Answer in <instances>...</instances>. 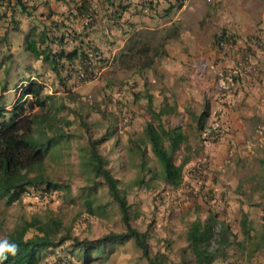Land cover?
<instances>
[{
  "label": "rangeland",
  "instance_id": "374dc122",
  "mask_svg": "<svg viewBox=\"0 0 264 264\" xmlns=\"http://www.w3.org/2000/svg\"><path fill=\"white\" fill-rule=\"evenodd\" d=\"M39 1L31 2L36 7L31 19L15 16L20 21L21 32H10L5 41L0 40V82L8 81V91L2 94L8 107L16 101L18 88L15 87L23 80L40 75L48 92L58 88L47 65L35 61L23 48V36L30 27L37 25L40 29V24L43 21L48 23L50 18L52 11L41 7ZM210 3L208 0H192L180 17L175 18L176 22L152 29H177L176 39L169 43L186 49L187 45L193 47L190 48L193 54L191 61L182 67L175 70V64L166 62L162 57L142 75L133 70L116 69L113 61L93 82L83 83L75 78L74 73L71 75L67 89L69 95L74 96V102L66 101L68 107L59 113L56 125L68 138L46 158L44 171L46 178L68 186L70 193L57 191L47 198L37 193H25L10 205L0 201V239L10 234L21 219L34 215L43 219H59L63 229L57 238L69 232L80 239L95 240L108 233L125 230L121 215L105 187L99 186L97 189L96 205L100 204L102 209L94 210V214L87 212L79 194L88 184L79 166V147L88 136L98 138L111 126L116 136L99 148L109 160L113 175L120 179V188L130 210L140 215L131 221L132 226L140 231L151 228L153 252L163 250L168 244L170 258L177 261L179 249L186 245L185 233L189 224L196 218L204 219L209 212L219 213L221 218L226 219L238 241L243 240L239 226L241 212H247L254 233L259 236L264 228V91L257 81L259 70L241 73L224 95L217 89V73L232 71L241 60L232 66L219 63L221 59L213 47L219 22L210 14ZM7 26L6 22L0 21V39ZM258 43H261V48L264 47L263 41ZM250 49L253 57L254 50ZM201 59H205L206 68L199 71ZM250 79H255L257 83ZM254 83L258 88L254 89ZM58 91L63 92L61 88ZM145 93L152 97L153 111L175 109L161 118L163 126L172 128L180 124L186 129L187 143L174 155L175 163L183 165L182 184L177 189L160 182H149L147 186L149 176L145 177L144 184L133 185L138 175V158L127 152V145L130 138L142 136L144 126L151 120ZM257 100L258 108L254 106ZM258 111L261 113L258 114ZM227 114H231L242 127L233 136H238L242 140L238 143H243L244 147L224 161L219 181L213 187L193 183L188 177L189 168L185 167L187 162L193 165L210 163L209 155L203 150V142L208 141L201 133L203 130H199L195 118L204 117V129H207L217 119L224 126L223 117ZM65 121L70 123L69 126ZM224 134L223 127L222 136L214 143L220 142ZM252 136L254 138L251 139ZM117 137L119 145L116 146ZM211 187L212 190H207ZM254 249V241L246 243L243 249L229 251L226 261L218 259L215 264H264V249L253 254ZM56 253L59 255L58 249ZM57 255H42L38 264H54ZM72 262L80 264L75 258ZM91 264L147 263L133 243L127 242L113 247L105 259L94 260Z\"/></svg>",
  "mask_w": 264,
  "mask_h": 264
},
{
  "label": "trees",
  "instance_id": "16d2710c",
  "mask_svg": "<svg viewBox=\"0 0 264 264\" xmlns=\"http://www.w3.org/2000/svg\"><path fill=\"white\" fill-rule=\"evenodd\" d=\"M31 2L32 0H0V21L8 24L0 40L5 41L10 32H21L20 21L15 16L31 19L36 10ZM125 9L126 7H117L114 13L116 19L120 18ZM88 12L86 0H77L67 18H52L51 21L49 18L48 23L43 21L40 24V29L37 25H32L23 36L25 52L35 61L47 65L57 81V89L48 92L40 75L23 80L15 87L18 88L16 101L8 107L2 95L8 91V81L0 82V201L6 205L19 200L25 193H37L43 198L57 191L70 193L68 186L49 180L44 171L46 158L68 138L56 125L57 116L68 107L66 101L74 102V96L69 95L67 89V82L74 73V68L83 62L88 51L99 57L97 66H102L104 62L100 52L91 48L88 42L85 43L80 38L82 35L70 27L72 17L83 14L91 17ZM92 22L91 18L87 24L91 25ZM176 34L177 29H133L123 48L115 55L114 67L133 70L142 75L152 68L158 58L166 55L165 45ZM237 78L239 77L234 79ZM59 88L62 93H59ZM146 98L151 120L144 126L142 136L130 138L127 145V152L138 158V175L133 180V185L144 184L145 177L149 176L147 186L149 182H160L177 189L182 184L183 165L175 163L174 155L187 143V136L180 126H163L161 116L165 111H153L150 96L147 95ZM203 119L204 117H200L195 120L200 131L204 130ZM65 122L69 126L70 123ZM114 136L116 131L111 126L98 138L88 136L86 142L79 147V166L88 181L86 188L79 194L87 212L94 214V210L102 209L100 204L96 205L97 189L99 186L105 187L121 215L125 230L120 233L111 232L95 240L80 239L69 232L57 238L63 229L62 222L53 217L43 219L34 215L29 219H21L10 234L4 237L15 243L18 251L15 256L8 255L2 264H38L42 255H57V249L60 253L54 264H75L72 262L74 258L80 264H91L94 260L105 259L113 247L127 242L133 243L147 264H215L218 259L226 261L229 251L243 249L246 243L253 241V254L264 249V228L258 238L248 213L242 211L239 220L242 241H238L226 219L221 218L219 213L209 212L204 219L196 218L189 224L185 233L186 245L179 249L177 261L170 258L168 244L163 250L153 252L150 244L151 228L140 231L132 226L131 221L140 215L130 210L120 188V179L113 175L109 160L100 151L99 146ZM118 142L117 137L116 146L119 145ZM255 238L258 240L255 241Z\"/></svg>",
  "mask_w": 264,
  "mask_h": 264
},
{
  "label": "crops",
  "instance_id": "0c3cea01",
  "mask_svg": "<svg viewBox=\"0 0 264 264\" xmlns=\"http://www.w3.org/2000/svg\"><path fill=\"white\" fill-rule=\"evenodd\" d=\"M75 1L77 0H40L39 3L41 7H46L52 11L50 16L53 15L49 20L51 21L52 18L59 20L67 18L68 14L73 11V4ZM181 1L182 0H86V7L89 10L88 14H91V17L86 14L72 17L70 27L79 35H82L80 38L85 43L88 42L91 48L100 52L104 62L110 64L115 55L123 48L133 29H154L176 22L175 18H179V15L186 9V7H181ZM208 1L211 2L210 4L212 7L210 14L219 22V29L216 28L218 33L214 40L215 46L213 45L217 57L222 60H220L219 63L225 66L238 64L239 60L242 58V51L246 50L251 53L250 48H252V50H254L252 51L254 55L252 57V64L257 68L255 72H257V70L260 72V75L257 76V81L261 84L262 91H264V47L261 48V43H258L259 41L264 42V0ZM118 6L126 7V9L123 11L120 18L116 19L114 13ZM91 18L93 22L91 25H88L87 23ZM163 20L165 24H162ZM177 35L178 34H176V37ZM176 37L171 38L169 41L173 42V39H176ZM221 39H225L226 41L225 47L222 48L218 46V42ZM169 41L167 42L168 44L166 43L165 45L166 55L163 58L166 59V62L174 63L176 67L174 69L176 70L180 66L182 67V65L191 61L190 59L193 54L190 48L193 47L190 45H187V49L182 46L177 47V45L174 46L172 42L169 43ZM201 60L198 65L199 71L206 68L205 59ZM202 65H205V68H203ZM178 80L180 82V79ZM250 80L256 82L255 79ZM256 83L253 85L254 89L258 88L256 87ZM147 95L150 96L149 93H145L144 97ZM145 99L148 104V99ZM150 99L152 102L151 96ZM257 103L258 100L254 102L256 108H258ZM161 110L165 111V114L161 116L162 118L175 109ZM258 112V114L261 113L260 111ZM198 118L200 117L195 118V120ZM223 122L225 130L223 137L225 138L223 139L222 137L221 141L217 143H214L216 141L206 139L208 143L203 142L205 146L203 150L205 154L209 155L208 160L210 163H205L206 165L200 163L198 165H193L187 162L188 164L185 166L189 168L188 177L192 179L193 183H198L201 186L211 185L213 187L214 183L219 181L224 161L229 155L233 153L236 154L238 150L244 147L243 143H238L242 140L238 139V136H233L234 132L237 130L239 131V129L242 130V127L238 125L236 119L231 114H227L223 117ZM176 126L182 127L187 136L185 127L180 124H176L173 127ZM204 131H206V129L201 133ZM250 138L252 139L254 136ZM247 143L250 144V140L247 139ZM212 187L207 188V190H212ZM221 196H223V194H221Z\"/></svg>",
  "mask_w": 264,
  "mask_h": 264
},
{
  "label": "built area",
  "instance_id": "2783aa9c",
  "mask_svg": "<svg viewBox=\"0 0 264 264\" xmlns=\"http://www.w3.org/2000/svg\"><path fill=\"white\" fill-rule=\"evenodd\" d=\"M191 0H182L181 7H187L190 4ZM226 41L225 39H221L218 42V46L220 48L225 47ZM97 60L99 57L96 56L92 51H88L86 53V58L81 62V64L76 65L74 68V76L75 78L83 83H90L99 78L101 72L108 67V63L103 62L102 66H97ZM252 57L250 53L246 50L242 51L241 62L238 67L233 69L232 71L224 72L219 71L217 73L216 87L222 95L228 93L230 91V87L233 84L234 78L243 72H254L256 68L252 64ZM205 68V65H202ZM223 132V124L222 121L217 119L211 125L210 128L206 129L203 132V137L206 140L217 141Z\"/></svg>",
  "mask_w": 264,
  "mask_h": 264
},
{
  "label": "clouds",
  "instance_id": "9594fccd",
  "mask_svg": "<svg viewBox=\"0 0 264 264\" xmlns=\"http://www.w3.org/2000/svg\"><path fill=\"white\" fill-rule=\"evenodd\" d=\"M111 63L109 65H111ZM17 251L18 246L15 243L10 242L8 238L0 239V264H2V262L8 258V255L15 256Z\"/></svg>",
  "mask_w": 264,
  "mask_h": 264
}]
</instances>
